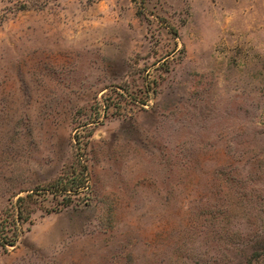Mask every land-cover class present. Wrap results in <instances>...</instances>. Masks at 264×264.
Segmentation results:
<instances>
[{"label": "rangeland", "instance_id": "374dc122", "mask_svg": "<svg viewBox=\"0 0 264 264\" xmlns=\"http://www.w3.org/2000/svg\"><path fill=\"white\" fill-rule=\"evenodd\" d=\"M27 192L0 264H264V0H0V216Z\"/></svg>", "mask_w": 264, "mask_h": 264}, {"label": "trees", "instance_id": "16d2710c", "mask_svg": "<svg viewBox=\"0 0 264 264\" xmlns=\"http://www.w3.org/2000/svg\"><path fill=\"white\" fill-rule=\"evenodd\" d=\"M145 102V101H141ZM79 159V167L76 173L70 174L66 178L57 180L48 189H46L53 196H61L62 200L66 202L63 203L64 206L71 204L72 200L79 194L80 190L88 187V176L87 167ZM34 197L33 192H27L25 195L18 196L12 205V211L10 215L5 217L0 216V245L4 248L8 246H14L20 237L21 230L17 227L22 221L28 218V206ZM11 218V220H10ZM13 222V223H11ZM11 223V224H10ZM11 230V234L9 233Z\"/></svg>", "mask_w": 264, "mask_h": 264}]
</instances>
